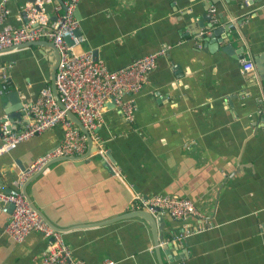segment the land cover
Listing matches in <instances>:
<instances>
[{"label": "crops", "instance_id": "0c3cea01", "mask_svg": "<svg viewBox=\"0 0 264 264\" xmlns=\"http://www.w3.org/2000/svg\"><path fill=\"white\" fill-rule=\"evenodd\" d=\"M36 1L9 0L7 22L19 25ZM211 5L223 24L211 25ZM76 17L93 58L110 69L165 53L134 96L133 122L107 102L98 149L52 163L27 184L42 215L87 264H264V0H80ZM233 19L235 37L223 38ZM50 59L40 46L0 54L22 102L51 87ZM249 63L254 68L244 70ZM1 84L0 119L20 128L21 104ZM62 137L54 127L0 156V192ZM138 193L188 197L212 227L176 239L201 220L164 215L158 252L143 219L110 221L132 211ZM10 219V209H0V264H30L46 240L31 234L17 242L5 231Z\"/></svg>", "mask_w": 264, "mask_h": 264}, {"label": "built area", "instance_id": "2783aa9c", "mask_svg": "<svg viewBox=\"0 0 264 264\" xmlns=\"http://www.w3.org/2000/svg\"><path fill=\"white\" fill-rule=\"evenodd\" d=\"M8 1L0 0V54L23 43L52 41L60 52L56 87L65 109L57 103L52 88L45 86L34 101L22 102L20 128L14 126L7 117L0 119V156L11 153L20 143L37 134L58 126L63 128L60 143L39 156L26 171H22L14 179V187L9 192H0L1 211L8 213L9 206L14 205L5 231L17 242L24 241L31 234H37L46 240L45 249L30 264H87L85 260L74 257L64 233L51 226L32 208L23 194V187L53 159L79 156L86 152L87 136L67 117L66 110H70L80 119L94 140L95 130L103 122L107 102L114 103L124 118L133 122L137 111L134 96L147 83L149 74L157 67L158 59L165 51L142 56L113 70L104 62L93 58L91 50L86 47V37L78 33L80 21L76 17V9L80 0H38L28 3L19 17V25L7 22L10 14ZM208 16L211 25L223 24L215 5L209 7ZM237 20L233 19L224 26L232 28ZM10 67L11 65H0L2 93L13 89ZM253 68L252 63L244 65L246 71ZM130 208L146 209L154 215H169L179 221H186L192 216L200 218L201 224L184 227L176 235V239L212 227L202 219L198 206L188 197L180 195L138 193L130 203ZM105 264H112V261L108 260Z\"/></svg>", "mask_w": 264, "mask_h": 264}, {"label": "water", "instance_id": "95a60500", "mask_svg": "<svg viewBox=\"0 0 264 264\" xmlns=\"http://www.w3.org/2000/svg\"><path fill=\"white\" fill-rule=\"evenodd\" d=\"M62 1V0H59ZM235 27L232 28H228L227 26L223 28L225 35H223V38H229V39H233L235 37L234 34V30ZM217 31H221L220 29H217ZM79 34H81V31H78ZM217 33V32H215ZM28 46H40L44 49H50L51 52V59H50V82H51V88H52V92L54 95V98L56 99L57 103L59 104L60 107H62L63 109H65V105L63 103V101L61 100L57 87H56V72L58 69V65L60 62V52L59 49L57 48V46L49 40H38V41H33V42H27V43H23L21 45L12 47L10 49L4 50V53H7L11 50L14 49H20V48H24V47H28ZM259 83V87L262 91V94L264 95V77L260 78V80L258 81ZM9 98L12 100L13 103H20L21 107H22V100L20 95L18 94V92L16 90L12 91L9 95ZM14 113V112H13ZM66 114L67 117L73 121L79 128L80 130L87 136V144H88V149L87 151L83 154V155H79V156H64V157H60L57 159H53L51 162H49L44 168H46L48 165H51L52 163L61 161V160H81V159H85L86 157H88L93 151L98 149V145L96 143V141L93 139V137L91 136L90 132L88 131V129L83 125V123L80 121V119L70 110H66ZM20 115H16L15 113V117H18ZM21 117H22V113H21ZM41 169L39 172H36L25 184V186L23 187V194L24 196L27 198L28 202L30 203V205L32 206V208H34L35 210H37L41 215V211L36 207V205L33 203V201L31 200L28 192H27V184L35 179L43 170ZM27 169H25L24 171H26ZM14 208V205L11 204L9 209L12 212ZM44 216V215H42ZM132 217H139L141 219H143L146 223H148V225L151 227L152 233L155 235V245H156V250L158 252H160V243L161 241L164 240V234L160 233V230H162L163 227V223H164V215L162 214H152L150 213L148 210L146 209H136V210H132L128 213H125L123 215H120L118 217H115V219H110V221H115V220H121V219H127V218H132ZM44 219L47 221L48 219L44 216ZM48 222V221H47ZM51 226H53L55 229L62 231L64 229H60L59 227H56L55 225H53V223H51L50 221L48 222ZM160 229V230H158ZM63 232V231H62ZM164 264V263H161Z\"/></svg>", "mask_w": 264, "mask_h": 264}]
</instances>
